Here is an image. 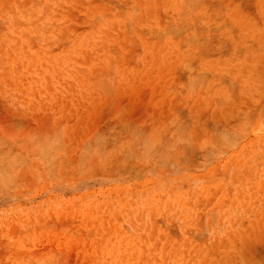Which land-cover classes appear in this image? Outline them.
<instances>
[{"label":"rangeland","instance_id":"1","mask_svg":"<svg viewBox=\"0 0 264 264\" xmlns=\"http://www.w3.org/2000/svg\"><path fill=\"white\" fill-rule=\"evenodd\" d=\"M0 264H264V0H0Z\"/></svg>","mask_w":264,"mask_h":264}]
</instances>
